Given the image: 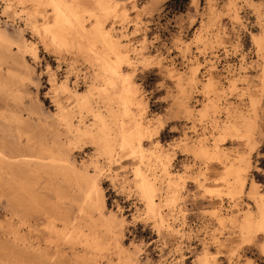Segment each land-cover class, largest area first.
Instances as JSON below:
<instances>
[{
	"label": "rangeland",
	"instance_id": "374dc122",
	"mask_svg": "<svg viewBox=\"0 0 264 264\" xmlns=\"http://www.w3.org/2000/svg\"><path fill=\"white\" fill-rule=\"evenodd\" d=\"M103 1L81 17L102 18L113 50L77 25L46 34L35 0H0V157L16 162L0 161V264H264V0ZM139 123L142 154L126 156ZM29 176L37 209L17 188Z\"/></svg>",
	"mask_w": 264,
	"mask_h": 264
},
{
	"label": "bare ground",
	"instance_id": "6f19581e",
	"mask_svg": "<svg viewBox=\"0 0 264 264\" xmlns=\"http://www.w3.org/2000/svg\"><path fill=\"white\" fill-rule=\"evenodd\" d=\"M36 1V6L40 7V8H43L44 11L46 9H49L51 11V15L53 17V20L54 22L53 23H48L45 25L44 27V31L47 33H49L54 39L60 41V42H63L65 40L64 38V33L65 32H70V31H75L76 27L79 29H81V31H85V32H102V35L104 38L107 39V41H109V46L110 48H112L111 50H113L115 48V45L113 43V39H112V36L110 35H107L106 33H103V23L101 22L102 20H100V16H98L97 14H93V12H90V17H94L96 19V23L95 25L93 26V29L92 30H88L86 27H85V24H84V21L81 17V8H84L82 7V0H35ZM86 1V0H85ZM95 1V0H94ZM103 0H97V6L99 5L101 7V10L102 11H105L107 12V7L105 8L103 6ZM110 8V6L108 7ZM112 8V7H111ZM86 9V8H85ZM84 11V10H82ZM105 12V16H108V14H106ZM95 13V12H94ZM112 13V12H111ZM111 15V14H110ZM102 19V18H101ZM77 25V26H76ZM73 28L75 30H73ZM76 33V32H75ZM84 33V32H83ZM90 34V33H89ZM88 34H86L87 36ZM91 35V34H90ZM84 36V35H83ZM85 36V38H87ZM82 37V35H81ZM96 36H94L95 38ZM100 37V36H99ZM69 38V37H68ZM90 38V37H89ZM73 39V37H72ZM83 39V38H82ZM101 39V38H100ZM68 40H71L68 39ZM102 40V39H101ZM115 41V39H114ZM91 42V41H90ZM95 42V41H94ZM71 43V41H70ZM101 43V42H100ZM106 45V44H105ZM90 46V45H89ZM3 49V48H2ZM91 49V48H90ZM93 49V48H92ZM91 49V50H92ZM116 49V48H115ZM4 51V50H3ZM35 51V50H34ZM109 51V50H108ZM118 51V50H117ZM121 52V51H120ZM36 53V52H35ZM124 56V55H123ZM121 60V58H120ZM119 60V61H120ZM114 63V62H113ZM118 63V62H117ZM109 65V64H108ZM116 71V70H115ZM116 73V72H115ZM119 75V74H118ZM123 81V79H122ZM125 83V82H124ZM126 86V85H125ZM127 87H124V93L125 92H128V94L130 95L131 92H130V89L127 88ZM213 88V87H212ZM215 91V90H214ZM127 94V95H128ZM126 95V96H127ZM128 95V98L127 99V102L129 104V102L132 101V99L129 97ZM132 95V94H131ZM79 96H81L80 98V101H81V106L83 108H86L87 110L88 109H91V105H90V102H89V98L84 95V93H79ZM92 96V95H91ZM90 96V97H91ZM120 96V95H119ZM121 97V96H120ZM124 97V96H123ZM125 98V97H124ZM78 101V100H77ZM119 101V99H118ZM121 101V100H120ZM79 102V101H78ZM111 102V101H110ZM122 102V101H121ZM123 103V102H122ZM125 104V103H123ZM132 104V102H131ZM120 107V106H119ZM123 107V106H122ZM127 108V106H126ZM123 109V108H122ZM122 109H121V112H122ZM86 110V111H87ZM92 114V113H91ZM65 116V115H64ZM129 116V115H128ZM110 117V116H109ZM96 118H98L100 120V122L102 124H104L103 122V117L101 114H96ZM65 121H67L68 125L70 128H73L74 127V124L67 118L65 117L64 118ZM98 122V120H96ZM114 121V120H112ZM115 124V123H114ZM66 125V124H65ZM105 126V125H104ZM144 128V127H143ZM142 128V125L139 123L138 124V127H137V131H135L133 134L129 135V136H126L124 135L123 136V142L122 144L120 143L121 145V152L123 154H125L126 156H135L136 155H140L142 154V151H141V142H142V139L144 138V129ZM136 130V129H135ZM106 132V131H105ZM125 132V131H124ZM100 134V133H99ZM77 135V134H76ZM82 135V134H81ZM107 135H108V132H107ZM113 135V134H112ZM119 136V135H118ZM122 136V135H120ZM119 136V137H120ZM121 138V137H120ZM122 139V138H121ZM113 140V139H112ZM95 142V141H94ZM97 142V141H96ZM99 142V141H98ZM115 142V141H114ZM136 142H138V144H136ZM32 144V143H31ZM97 144V143H95ZM100 147V146H99ZM105 148L107 151L111 150V144L109 143V140H108V137L106 138V144H105ZM101 152V151H100ZM109 153V152H108ZM69 154V153H68ZM22 160V159H21ZM25 159H23L24 161ZM28 160V159H27ZM67 160V159H66ZM65 160V161H66ZM0 161L2 162V165L4 166L5 168V171L8 173L9 172V169L10 168H13L14 165H15V160L14 159H7L5 157L2 156V158L0 157ZM22 161V162H23ZM41 161V160H40ZM19 162V161H18ZM32 162V161H31ZM34 163H36V160H34ZM41 163V162H40ZM43 164V163H42ZM51 164V163H49ZM71 164V163H70ZM19 167H20V164H18ZM26 165V164H24ZM35 165V164H34ZM37 165V164H36ZM55 165V164H53ZM66 165V164H65ZM64 165V166H65ZM32 166V165H30ZM41 166V165H40ZM50 166V165H48ZM56 166V165H55ZM58 166V165H57ZM70 166V165H69ZM66 165V167H69ZM44 167V166H43ZM53 167V166H52ZM60 167V166H59ZM70 168V167H69ZM31 169V168H30ZM68 169V168H67ZM65 167L61 166V169L58 170V175L60 174H63L64 176H66V180H71V179H80L82 181L85 182L86 186H85V190H86V193H87V197L89 198V201H90V204L92 206V208H99L101 211L103 209H105V199L103 197V194H102V191L100 189V186L96 183V181L94 179H88V178H85V176H81L80 178H77L76 175L70 171H68ZM48 170V169H47ZM62 171V173H61ZM33 172V171H32ZM75 172V171H74ZM41 174V173H40ZM51 174V173H50ZM137 175L142 179V183H141V187L143 189V192H144V195L148 201V205L152 206L154 208V204H155V198L157 196V190L155 188V186L153 185V183L140 171V169L137 170ZM14 176V175H13ZM51 176V175H49ZM53 176V175H52ZM51 176V177H52ZM57 177V175H56ZM55 177V178H56ZM15 179V177H13ZM62 178V177H61ZM54 179V178H53ZM53 179H51L53 181ZM59 179V178H58ZM57 179V180H58ZM65 180V181H66ZM19 183H17V188L19 190V193H21V198L24 199V201L26 200L27 202V206L30 207V209H37L39 208V204H38V200L36 197H33L32 196V183L30 181V176L27 177L26 179L24 178H20L17 180ZM72 181V180H71ZM59 182V181H58ZM57 182V183H58ZM61 182V181H60ZM53 183V182H51ZM56 183V185H57ZM62 183V182H61ZM68 183V182H66ZM72 183V182H71ZM72 185V184H71ZM59 186H61L59 184ZM65 186V184H64ZM74 186V185H73ZM68 187V186H67ZM80 187V185H79ZM54 188V187H53ZM59 187H57L58 189ZM51 189V188H49ZM67 189V188H66ZM66 191L69 192V191ZM55 190V189H53ZM63 194V189L60 190ZM81 192H83L81 190ZM18 193V195H20ZM58 194V193H57ZM68 194V193H67ZM64 195V194H63ZM62 195V197H63ZM71 196V195H70ZM65 197V195H64ZM87 198V199H88ZM63 199V198H62ZM74 199V198H73ZM84 199V198H83ZM172 199V198H171ZM72 200V199H70ZM75 200V199H74ZM23 202H19V204H23ZM88 201V200H87ZM89 203V202H88ZM172 203V201H171ZM156 208V207H155ZM43 209V208H42ZM88 209V208H87ZM42 212V211H41ZM89 212V211H88ZM63 213V212H62ZM87 213V212H86ZM94 213V212H93ZM264 214V213H263ZM64 215V214H63ZM62 217V216H61ZM160 217V215L158 216ZM63 218V217H62ZM74 218V217H73ZM163 218V217H162ZM161 218L162 221H164L163 219ZM64 224L67 228H70V227H75L76 225L73 223V221L71 220L70 218V215L69 214H65L64 215ZM262 219V218H261ZM104 220V219H103ZM92 223V222H91ZM77 227V226H76ZM79 228V227H78ZM71 230V229H70ZM90 234V233H89ZM88 234V235H89ZM91 235V234H90ZM18 237V236H17ZM98 239L96 238L91 244L97 246V241ZM19 242V241H18ZM91 248V247H90ZM89 248V249H90ZM24 249V248H23ZM98 253V252H97ZM206 261V260H205ZM26 264H29V263H26Z\"/></svg>",
	"mask_w": 264,
	"mask_h": 264
}]
</instances>
